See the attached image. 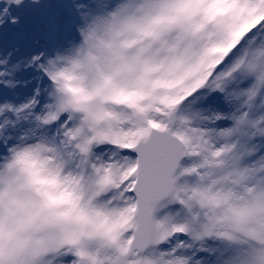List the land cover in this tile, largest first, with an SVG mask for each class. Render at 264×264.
<instances>
[{"label":"snow or ice","instance_id":"6c2138e0","mask_svg":"<svg viewBox=\"0 0 264 264\" xmlns=\"http://www.w3.org/2000/svg\"><path fill=\"white\" fill-rule=\"evenodd\" d=\"M78 7L0 60V264H264V0Z\"/></svg>","mask_w":264,"mask_h":264},{"label":"rangeland","instance_id":"374dc122","mask_svg":"<svg viewBox=\"0 0 264 264\" xmlns=\"http://www.w3.org/2000/svg\"><path fill=\"white\" fill-rule=\"evenodd\" d=\"M88 3L89 0H38V3L23 0V7L9 5V10H14L12 16L17 18V24L12 26L11 16L7 18L6 13L0 16V24L4 27L0 32V60H5L3 55L7 57L8 51L13 47L18 46L20 52L35 53L66 36H75L79 40L76 29L82 23V14L87 8L78 6ZM2 6L3 0H0V7ZM53 18L60 19V24H55ZM51 25L54 29L50 30V36L49 31L45 32V27ZM14 59H17L15 53L11 57L12 61ZM0 70H2L1 66Z\"/></svg>","mask_w":264,"mask_h":264},{"label":"clouds","instance_id":"9594fccd","mask_svg":"<svg viewBox=\"0 0 264 264\" xmlns=\"http://www.w3.org/2000/svg\"><path fill=\"white\" fill-rule=\"evenodd\" d=\"M21 2H23V0H21ZM31 2H32V3H38V0H31ZM76 31H77V33H78V35H79L80 38H79V40L76 41V43H75V49H76V50H79L81 44L84 43V35L82 34V29H81L80 26H77ZM59 54H60L61 56L65 55L64 52H61V53H59ZM86 54H87V48L85 47L84 53H82V55H86ZM56 55H57V54L54 53L53 58H55ZM58 66H59V67H66L67 65H65L63 62H61V64L58 65Z\"/></svg>","mask_w":264,"mask_h":264},{"label":"bare ground","instance_id":"6f19581e","mask_svg":"<svg viewBox=\"0 0 264 264\" xmlns=\"http://www.w3.org/2000/svg\"><path fill=\"white\" fill-rule=\"evenodd\" d=\"M9 11H10V12H9L10 15H9V13H6V15H5L7 18H8L9 16H12V15H13L12 13H14V10H13V9H10ZM53 19H54V18H53ZM54 23H55V24H57V23L60 24V19L55 18V19H54ZM66 24H67V23H66ZM66 24H65V25H66ZM11 25H12V24H11ZM12 26H14V25H12ZM3 28H4V27H3V24H0V32H2ZM52 29H54V26H53V25H51V26H47V27H45V30H46L45 32L49 31V33H50V30H52ZM31 32H32V31H31ZM49 33H48V34H49ZM0 35H1V33H0ZM34 35H36V32H34ZM44 35H47V33H44ZM53 35H54V34H53ZM50 36H51V33H50ZM3 54H4V53H3ZM3 57L6 58V62H12V60H11V57H12V56H8V55H7V57H6L5 55H3ZM14 60H15V59H14ZM14 60H13V61H14ZM0 66H1L2 69L5 67L4 65H0Z\"/></svg>","mask_w":264,"mask_h":264}]
</instances>
